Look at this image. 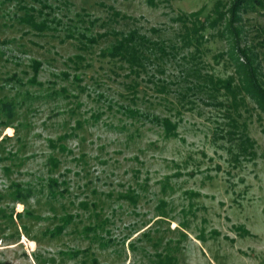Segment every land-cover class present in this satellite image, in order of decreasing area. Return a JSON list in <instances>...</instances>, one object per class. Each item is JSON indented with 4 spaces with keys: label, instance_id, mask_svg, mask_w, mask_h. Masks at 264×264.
<instances>
[{
    "label": "rangeland",
    "instance_id": "1",
    "mask_svg": "<svg viewBox=\"0 0 264 264\" xmlns=\"http://www.w3.org/2000/svg\"><path fill=\"white\" fill-rule=\"evenodd\" d=\"M233 1L0 0V264H264V113L205 85ZM240 16L264 84V0ZM132 32L136 74L105 56Z\"/></svg>",
    "mask_w": 264,
    "mask_h": 264
},
{
    "label": "trees",
    "instance_id": "2",
    "mask_svg": "<svg viewBox=\"0 0 264 264\" xmlns=\"http://www.w3.org/2000/svg\"><path fill=\"white\" fill-rule=\"evenodd\" d=\"M250 1L251 0H234L227 13H223L219 10L216 11L215 18L210 22V24L213 23V26H217L220 23L224 24V31L229 35H232L234 46L231 53V60H234L233 65L235 67V75H232L225 80L215 79L213 76H207L205 85L210 86L215 92L223 90L224 93L229 96L231 101L230 105L233 107H238L239 100L244 101L246 98H249L252 99L259 110L264 113V84L261 78L263 75L261 73L259 56L254 55V58L251 60L249 55L250 51L240 47L239 39L242 30L235 26H238L241 22L240 13L245 10L246 6H249ZM148 3L152 5L153 0H148ZM227 15L229 16L228 19ZM197 16L198 15L192 17L193 20L191 21L192 26L190 29L191 32L195 34V40L201 37L199 33L205 29L206 25V20L201 21ZM19 21L38 30H43L44 28V24L36 23L33 17H23L20 18ZM143 40V38L136 37L135 32L128 35H122L120 38H117L112 50L107 52L105 56L123 62L127 65V68H129L130 73L136 74L137 69L142 66V61L146 59L142 50L145 45ZM152 47L154 46L152 45ZM159 50L163 53L161 48H159ZM240 58H243L244 63L240 61ZM3 109L5 110L6 115L11 113V105L8 103L3 105ZM159 121L162 124L167 137L176 134V124L169 118L160 119ZM14 191L17 194L16 196H18L17 198L23 196L21 188L16 186ZM244 230L248 232L246 229Z\"/></svg>",
    "mask_w": 264,
    "mask_h": 264
}]
</instances>
